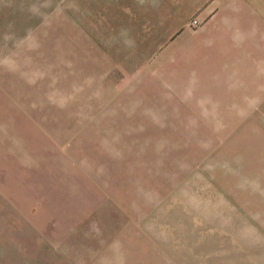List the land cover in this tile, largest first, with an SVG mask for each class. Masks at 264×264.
<instances>
[{
  "label": "rangeland",
  "instance_id": "1",
  "mask_svg": "<svg viewBox=\"0 0 264 264\" xmlns=\"http://www.w3.org/2000/svg\"><path fill=\"white\" fill-rule=\"evenodd\" d=\"M0 264H264V0H0Z\"/></svg>",
  "mask_w": 264,
  "mask_h": 264
},
{
  "label": "built area",
  "instance_id": "2",
  "mask_svg": "<svg viewBox=\"0 0 264 264\" xmlns=\"http://www.w3.org/2000/svg\"><path fill=\"white\" fill-rule=\"evenodd\" d=\"M197 24H198V22L196 20L192 22L193 26H197Z\"/></svg>",
  "mask_w": 264,
  "mask_h": 264
}]
</instances>
